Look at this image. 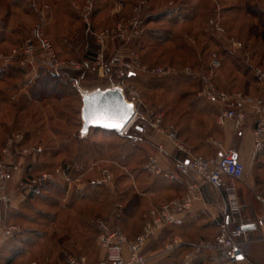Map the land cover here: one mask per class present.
<instances>
[{
  "label": "rangeland",
  "instance_id": "rangeland-1",
  "mask_svg": "<svg viewBox=\"0 0 264 264\" xmlns=\"http://www.w3.org/2000/svg\"><path fill=\"white\" fill-rule=\"evenodd\" d=\"M141 1L19 0V7H24L22 11H12L8 2L0 1V153L9 137L27 133L30 146L42 147L44 151L36 168L53 172L68 165L72 167L65 176L68 189L49 196L50 204L55 206H42L51 213L49 215H62L67 222L53 224L51 220H56V216H52L45 228L30 224L22 228L25 241L40 242L35 239L41 230L49 231L43 243L45 251L44 248L40 250L41 247L36 250L38 258L34 264L44 260L46 250L49 257L52 252L51 256L57 255V258L66 254L67 262L74 256L85 257L86 264L89 259L90 264H97L104 257L98 242L99 220L125 234L129 242L137 239L142 232L131 240L128 233L132 229L122 231L123 225L117 219L127 201L153 185V171L147 168L154 157L152 138L156 131L152 122L160 115V129L172 132L176 121L192 125L196 119L197 126L205 124L192 109L206 100L199 96L201 90H196L199 88L197 74H204L214 54L222 61L221 67L213 72L215 84L221 91L246 93L252 82H264L257 74L264 70L263 26L261 20L250 16L246 9L264 8V0H145L147 8L143 14L148 15L145 41L140 47L142 50H136L140 55L141 69L133 81L125 79L122 70L114 72L109 79L90 71L84 75L71 74L74 87H67L65 97L41 103L31 101L30 91L39 77L40 67L38 64L24 67L18 58L6 62L5 57L20 47L37 25H44L46 36L64 57L84 60L86 44L93 41L99 46L97 35L114 27L120 18L129 17ZM121 3L123 7L118 13L116 10ZM87 4L92 7L88 24L83 16ZM154 35L158 38L155 39ZM17 67L21 70L18 71ZM155 67L171 69V72L156 75L151 72ZM187 67H191L195 75L184 73ZM124 79L125 88H133V93L126 92L127 98L146 119L136 122L142 130L131 129L138 142L105 129L82 135L80 91L106 90ZM186 92L195 93L196 97L185 96ZM183 96L188 97L186 101L182 100ZM188 101L192 109H188ZM89 146H94L91 152L79 153L80 149L88 150ZM263 150L264 146L262 155ZM257 165H264V158L256 162ZM73 168L83 171L85 175H79L83 180L73 179L78 176ZM105 170L111 173L110 179L105 176ZM91 183L100 186L95 194L82 193ZM263 190L264 187L260 188ZM34 204L41 208L40 200ZM33 230L37 235L31 234ZM58 244L63 245L61 249L57 248ZM63 248L64 253L61 252Z\"/></svg>",
  "mask_w": 264,
  "mask_h": 264
},
{
  "label": "built area",
  "instance_id": "built-area-1",
  "mask_svg": "<svg viewBox=\"0 0 264 264\" xmlns=\"http://www.w3.org/2000/svg\"><path fill=\"white\" fill-rule=\"evenodd\" d=\"M122 7L123 3L119 4L116 11L121 13ZM146 8L147 2L142 0L138 6L132 9V14L129 17L120 18L114 27L97 35L100 46L99 51L84 60L64 58L59 55L51 40L46 36L44 25L39 24L20 47L14 48L10 55L5 57V61L9 62L11 59L18 58L21 59L20 64L24 67L28 64L31 66L38 64L39 67H44L56 74L72 72L84 75L90 71L95 72L100 78L104 79H109L114 72L122 70L125 73V79H127L128 76L136 74L141 69L140 55L135 49L130 47V44L139 39L145 32L141 19ZM91 11L92 7L87 4L83 12L86 24L89 23ZM220 66L221 62L217 55L214 54L211 67L212 69H217ZM151 72L156 75H166L171 72V69L155 67L152 68ZM184 73L191 76L195 75L191 67L185 68ZM257 74L261 79H264V70H259ZM197 76L202 83L199 96L219 106L218 122L220 124L228 120L245 122L248 118V109L250 107L254 108V111L259 114V118L255 123L253 136L257 146L262 148L264 146V111L260 103L247 93L236 92L229 94L218 89L214 81L213 71L204 74L198 73ZM125 79L116 85L122 88L127 101L134 103L126 96L127 91L133 93L131 90L133 88H125L127 87ZM134 109L135 114L130 124L125 129L116 132L122 137L138 142V138L131 133V129L135 127L136 131L142 130L139 125H136V122L141 118L143 120L146 119L140 115L135 105ZM161 121V116L157 115L152 122V126L156 131L155 134L166 135L171 139H175L174 132L160 129ZM21 141V134L9 137L0 155V212L6 204L11 202V196L4 191L5 187L3 185L10 179L16 156L36 158L43 151L42 147L30 145L22 146L18 150L17 145ZM175 146L184 151V148L178 144L175 143ZM188 155L190 157L180 162L177 167L183 173H196L199 175V180L190 182L185 194L176 196L159 207L151 208L145 216L143 231L134 242H129L125 234L112 229L106 221H98V242L104 252V257L97 264H149L146 249L150 241L167 226L177 224L181 216L191 211L195 203L202 200V186L204 184H210L221 190L226 186L224 175L240 179L245 172V166L235 157L233 152L225 153L215 159L202 155ZM147 168L151 169L155 174L162 173L157 157H152ZM61 171L59 168L53 172H44L37 178L21 182L23 194L26 197L39 195L42 184L46 181H53ZM104 174L108 179L111 178V173L108 170H105ZM165 176L170 179L175 178L174 173H165ZM257 200L264 208V198L257 197ZM228 211L230 214H228L226 221L220 225L219 232L212 240L188 245L190 250L185 256L187 261L193 259L200 251H208L213 264L241 263L244 258L243 246L249 242L246 236L247 232L242 227L251 224L263 226L264 210L262 217L256 223L241 222L239 225H235L236 215L241 212V207L237 201V196L231 194L228 197ZM10 230L14 231L16 227H11ZM125 246H127V256L124 253ZM184 246L186 244L175 236L164 243L161 253L169 255ZM86 263L87 259L85 257L74 256L70 257L68 262V264Z\"/></svg>",
  "mask_w": 264,
  "mask_h": 264
},
{
  "label": "crops",
  "instance_id": "crops-1",
  "mask_svg": "<svg viewBox=\"0 0 264 264\" xmlns=\"http://www.w3.org/2000/svg\"><path fill=\"white\" fill-rule=\"evenodd\" d=\"M4 1L10 4L12 11L24 10V7L21 8L17 4L19 0ZM247 93L260 103L264 111V82L262 84L252 82L247 88ZM187 98L183 97L182 100L186 101ZM200 102L199 107L197 105L193 109L190 108V101L187 106L188 109L193 110L195 115L203 118L205 124L201 123L197 126L196 119L193 120L192 125L176 121L173 125L174 129L172 128L175 139L161 134H154L152 138L153 155L157 157L162 173H153L154 181L151 190L141 194L138 214L132 221V225L136 226V232L141 229L146 212L151 208L159 207L167 200L185 194L188 184L199 180V175L196 173H183L177 167L180 162L190 157L188 154L215 159L225 153L233 152L245 166V172L240 179L224 175L226 186L221 190L210 184H204L202 200L195 203L191 211L181 216L178 223L169 231H161L156 238H153L146 249L149 264H185L182 261V250L172 255L161 253L162 237L173 234L179 237L186 246L212 240L219 232L220 225L226 221L230 214L228 197L231 194L237 196V201L242 209L241 215L236 218L235 225H239L241 222L256 223L263 214L264 208L257 197L264 198V190L260 191V188L264 187V165L256 166V162H260L264 155L261 154V148L257 146L253 136V129L259 114L254 111L253 107H250L245 122L228 120L220 124L218 122L219 106L206 100ZM175 143L183 147L184 151L176 147ZM27 164L26 159H18L15 168L11 171L10 179L5 185L6 193L11 196V202L6 204L0 212V264H34L38 258L35 255L36 250L39 247H41L40 250H43L45 237L49 236L47 229L46 231L41 230L40 236L35 239L40 242L31 239H26V241L24 239L25 242H21L23 235L20 236V232L26 226L25 224L39 228L48 226L47 216H41L39 220L34 217L33 213L35 212L32 207L37 200L28 199L20 190V182H22ZM165 173H174L175 178L170 179L165 176ZM66 219V217L62 218V215H58L53 224L67 222L68 219ZM251 225H254V228L246 231L249 242L243 246L244 258L240 264H264V225ZM11 227H16V230H10ZM31 234L37 235L35 231ZM62 246V244H58L57 248L61 249ZM186 246L184 247L186 248ZM18 251H21V254L15 257ZM61 252L64 253V248ZM46 253L44 260L41 259L35 264H68L65 258H57V255L51 256L53 252L49 257L47 250ZM124 253L127 256V247L124 248ZM89 261L90 264L92 261L90 259ZM195 264H213L210 253L200 251Z\"/></svg>",
  "mask_w": 264,
  "mask_h": 264
},
{
  "label": "trees",
  "instance_id": "trees-1",
  "mask_svg": "<svg viewBox=\"0 0 264 264\" xmlns=\"http://www.w3.org/2000/svg\"><path fill=\"white\" fill-rule=\"evenodd\" d=\"M246 9H247V12L249 13L250 16L252 15L255 18L261 20V22H262L261 25L263 27H262V32H261V42H262V44L264 46V8L256 7V9H251L250 10L249 7H246ZM129 13H130V11L127 13V15ZM146 16H148V15L147 14H145V15L143 14V17L141 19V24H142V26L144 28H145V23H146L147 18H148ZM176 22H177V19H176ZM176 22H174V23H176ZM145 32H146V29H145ZM145 34L146 33H144L139 39H137L136 41L131 43L130 47H132L133 49H135L138 52H140L142 50L140 47H142V45H143V43L145 41ZM154 37H155V39L158 38V37H156V35H154ZM53 45L56 48L54 43H53ZM86 45H87V49L85 50V52H86L85 58L88 57V56H92V55L96 54L99 51V49H100V46H98L93 41L87 43ZM56 50H57V48H56ZM57 52H58L59 55L64 57L58 50H57ZM217 57H218L219 61L221 62V65H222L221 59L219 58L218 55H217ZM19 58H22V57H19ZM64 58H74V57H64ZM209 64L210 65L207 67L208 69L204 73H210L211 71L214 72V70H216V69H212L211 62ZM21 67L20 68L17 67L18 71L21 70ZM71 74L78 75L79 73L64 72V73L56 74V73H54V72H52V71H50V70H48V69H46L44 67H40L39 77H38L35 85L33 86V88L30 91V94H31V98L30 99H32L31 101H36V102L41 103V102L49 100V99H54V98L60 99V98L65 97L67 95V90H68L67 87L73 86V84H72L73 81H72ZM80 75H81V73H80ZM137 75H138V73H136L134 75H131V76H128L127 80L128 81H133L135 79V77H137ZM198 80H199L198 81L199 82V84H198L199 88H197L196 90L199 92L202 89V83H201L200 79H198ZM246 93H247V91H246ZM184 94H186L185 96H189V97L192 96V95L194 97L196 95L195 93H189V92L188 93H184ZM185 96H183V97H185ZM92 130H104V129L91 128L90 131H92ZM90 131H89V133H90ZM21 135H22V141H21V143H19L17 145L18 150L22 146L30 145V142H31L30 138H29V135L27 133L26 134L25 133L24 134L21 133ZM4 141H6V140H4ZM93 148H94V146H89L88 150L80 149L81 151H79V153H82L81 155H84V153L87 154V153L91 152L92 151L91 149H93ZM261 150H262V148H261ZM43 153H44V151H42V153L40 155H38L36 158L23 157V156H18V155L16 156L15 163H14V165L12 167V170L15 168L16 162H17L18 159H21V158L22 159H26V161L28 162V164L26 166V169H25V174L22 177V182H26V181L32 180L34 178H37L38 176H40L44 172L52 171V170H44L45 168L44 169H40V170H39V168H36V164L37 165L39 164L40 157L43 155ZM0 155H1V153H0ZM81 155L79 156V161L81 159L80 158ZM60 169L62 170L61 173L59 175H57L53 181H46V182H44L42 184L41 193L39 195H32V196L27 197L30 200H34L35 199V200H40V202H41V208L40 209L37 208L36 205H33V207H32L33 211L35 212L33 214L35 216L39 217V218H37V217L34 216L36 220H39L41 216H47L48 217V221H50V218L52 219V216L53 217L56 216V215H49L51 213L48 212V211L43 210L42 206H44L46 208H53V206H55V205H52V203L50 204V197L49 196H51V194H54V196H56L57 194L63 193V192H65L68 189V182L65 181V179H66L65 176H66V172L69 173L71 171L72 167L68 165V166H65V167H61ZM73 171H74V173H76V175H78V176H76L73 179L78 180V181L83 180V178L79 177V175H85V174L82 173L83 171H75L74 168H73ZM85 173H87V172H85ZM97 187H100V186H97V184H95V183L94 184L93 183L88 184V187L85 188L84 191H82V193L87 192L89 194L91 192H94V194H95ZM92 189H94V190L91 191ZM149 190H151V187H147L146 189L143 190L142 193L148 192ZM21 192H22V188H21ZM142 193H137V195H135V197L133 199L127 201L126 205L122 206V208L120 210L121 215H119L118 219H117L118 223L120 222L123 225L122 226L123 228L120 227L122 229V231H125V229H128V228L132 229V230H129L131 232L128 233V237L131 240L134 239L138 234H140L142 232V229H143V226H144V223H145V216H146L147 212L144 214V220H143V223H142V226H141L140 230H138L136 232L137 229H136L135 224L132 225V221H134L133 220L134 217L138 214L137 211H138V207L140 206V203H141V197H142L141 194ZM51 221L53 222L55 220H51ZM46 223L48 224V222H46ZM175 225L167 226L163 231L167 232L172 227H174ZM35 232L37 233V231H35ZM21 234H22V232H20V236H21ZM163 237H162L161 240H162V244L164 245V243L166 241L172 239L175 236L173 234H171L170 236L165 235ZM23 238L24 237L21 238L22 241H23L22 243H24V239H25V238L24 239ZM28 240H30V239H28ZM152 240L150 241V244H151ZM206 241H208V240H206ZM179 250H182V261H183V263H185V264H195V260H196V258L198 256V254L195 255V257L193 259H191L190 261H187L185 259L186 254L190 250V246H186V248L185 247L184 248L181 247V248L177 249L176 251H174L173 253H175V252H177ZM173 253H171L169 255H172ZM20 254H21V251H18V253L15 255V257L19 256ZM63 258H66V254L63 256Z\"/></svg>",
  "mask_w": 264,
  "mask_h": 264
},
{
  "label": "water",
  "instance_id": "water-1",
  "mask_svg": "<svg viewBox=\"0 0 264 264\" xmlns=\"http://www.w3.org/2000/svg\"><path fill=\"white\" fill-rule=\"evenodd\" d=\"M82 95V135L91 128L110 131L125 129L132 121L134 104L127 101L121 87L114 86L106 90L80 91ZM254 225H244L242 229L249 231Z\"/></svg>",
  "mask_w": 264,
  "mask_h": 264
}]
</instances>
